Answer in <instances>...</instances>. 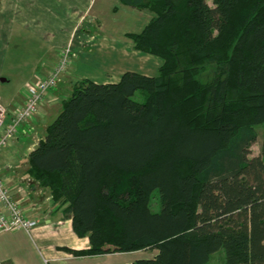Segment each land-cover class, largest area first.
Listing matches in <instances>:
<instances>
[{
	"label": "trees",
	"instance_id": "16d2710c",
	"mask_svg": "<svg viewBox=\"0 0 264 264\" xmlns=\"http://www.w3.org/2000/svg\"><path fill=\"white\" fill-rule=\"evenodd\" d=\"M156 75L82 79L28 154L85 250H152L131 264H264V0H119ZM141 90L143 100L133 99ZM157 190L160 210L149 206Z\"/></svg>",
	"mask_w": 264,
	"mask_h": 264
},
{
	"label": "crops",
	"instance_id": "0c3cea01",
	"mask_svg": "<svg viewBox=\"0 0 264 264\" xmlns=\"http://www.w3.org/2000/svg\"><path fill=\"white\" fill-rule=\"evenodd\" d=\"M149 19V14L119 0H0V87L16 80L9 96L0 94L10 114L24 103L28 87L52 68L62 50L72 53L60 82L44 94L35 115L0 150L1 174L32 222L28 230H0V264H131L154 253L74 255L71 251L88 248V239L74 233L71 220L63 217V207L30 175L28 163V154L70 95L66 77L109 83L118 81L126 70L157 74L162 60L134 49L127 36L140 32ZM89 64H93L90 71Z\"/></svg>",
	"mask_w": 264,
	"mask_h": 264
},
{
	"label": "built area",
	"instance_id": "2783aa9c",
	"mask_svg": "<svg viewBox=\"0 0 264 264\" xmlns=\"http://www.w3.org/2000/svg\"><path fill=\"white\" fill-rule=\"evenodd\" d=\"M70 61V50L66 48L60 52L58 61L52 68L28 87L26 100L13 113L10 114L0 101V150L17 133L21 125L35 115L44 94L56 86L60 73ZM31 226L32 222L24 216L12 198L0 169V230H28Z\"/></svg>",
	"mask_w": 264,
	"mask_h": 264
},
{
	"label": "rangeland",
	"instance_id": "374dc122",
	"mask_svg": "<svg viewBox=\"0 0 264 264\" xmlns=\"http://www.w3.org/2000/svg\"><path fill=\"white\" fill-rule=\"evenodd\" d=\"M207 2H211V0H207ZM138 10V9H137ZM129 22V20H128ZM128 25V24H127ZM128 36V33H127ZM129 37V36H128ZM16 41L13 40V42L11 43V47H14ZM19 44V46L21 45L20 43L17 42V45ZM22 46H24V44H22ZM21 46V47H22ZM140 52V51H139ZM142 53V52H141ZM72 53L70 52V60ZM155 56V55H154ZM159 60H161L160 57L156 56ZM93 62H96V58L94 59ZM91 62V63H93ZM71 64V61L69 62V64L64 68L63 72L60 73L59 78L57 80V84L60 82L61 80V76L65 74L66 70L69 68V65ZM93 67V64H89L88 65V71H90V68ZM68 79V84H69V88L68 91L71 93L73 87L79 83L81 79H70V78H65ZM64 79V80H65ZM9 83L6 85V88H1L0 87V94L3 95H7L9 96L10 92H13L16 89V80L15 79H11L10 81H8ZM56 84V85H57ZM68 92V93H69ZM133 99L138 100V101H142L143 100V92L141 90L137 91L134 95H133ZM255 130L257 132V138L255 140V142H253L250 146L251 149V155H256L259 153V147H260V142L262 141V138L264 136V124H257L255 125ZM58 203V202H57ZM60 206L63 207V204L61 205L60 203H58ZM149 206L151 208L152 211L157 212L160 210V197H159V193L157 190H154L151 194H150V199H149ZM224 257V252L222 249H219L218 251L214 252L209 260L204 263V264H220L223 260Z\"/></svg>",
	"mask_w": 264,
	"mask_h": 264
}]
</instances>
